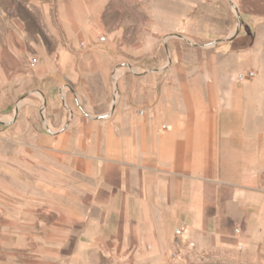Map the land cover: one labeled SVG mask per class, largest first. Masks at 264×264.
Listing matches in <instances>:
<instances>
[{"label": "crops", "instance_id": "crops-1", "mask_svg": "<svg viewBox=\"0 0 264 264\" xmlns=\"http://www.w3.org/2000/svg\"><path fill=\"white\" fill-rule=\"evenodd\" d=\"M238 2L239 28L200 60L194 44L185 57L178 43L162 45L168 17H187L168 16L167 0H32L40 23L14 22L0 89L28 74L31 51L40 57L34 75L55 86L22 100L14 124L23 138L0 141L18 154L14 184L0 182V262L169 264L177 253L176 264H264V0ZM167 52L175 75H162ZM124 55L159 74L127 76L110 97V71ZM67 84H82L78 99L64 92L67 108L82 103V118L63 107ZM10 160L0 155V174L14 172Z\"/></svg>", "mask_w": 264, "mask_h": 264}, {"label": "rangeland", "instance_id": "rangeland-1", "mask_svg": "<svg viewBox=\"0 0 264 264\" xmlns=\"http://www.w3.org/2000/svg\"><path fill=\"white\" fill-rule=\"evenodd\" d=\"M174 0H167V5L165 6L168 16L176 11H182L187 17L182 20L171 19L168 17L166 23V31L160 36L162 45H172V50L178 47L175 43L179 44L184 48L182 53L189 55L187 49L190 48L192 44L198 47L199 59L205 60L207 46L214 39H222L224 37H229L235 34L236 30L239 28V0H198V4L194 1V4L188 3L191 0H182V4H176ZM32 0H0V55L1 51L9 47L11 44L12 30L14 29V22L17 20H25L30 24L38 27L40 20L37 10L32 6ZM144 6L145 11L151 10L154 12L158 10V5L146 4L140 5L139 8ZM192 13V18L190 14ZM140 23L143 19L140 18ZM182 22V23H181ZM105 37V36H104ZM140 51L138 54H141ZM48 57L53 61L56 56L54 52H47ZM123 62L115 65L110 71V77L107 86V92L110 97H112L117 91H119V83L123 78L127 76H139L143 74L158 75L159 69L153 68L150 62L146 58L137 55L136 60L132 63L131 59L126 55L123 56ZM25 65L28 69V74L24 78L17 82L11 79L10 82L0 89V141L6 139L14 140L17 137L23 138V134L20 132L17 134L16 126L14 120L17 118V113L20 107H22V100L27 98L31 99L35 96H43L50 87L55 86L53 83V78L44 76L36 77L34 75V69L38 64L40 57L37 52L31 51L24 53ZM166 59L168 60L167 66L164 69L162 75H175L176 70H180L176 67L175 55L172 52V56L167 52ZM180 62V61H179ZM150 64V65H149ZM133 65L137 66L134 68ZM187 73H190V68H185ZM65 87V86H63ZM67 89L61 92V97L63 98V107L70 112L74 111L77 117L82 118V103L73 101L72 107L67 108L64 101V92L70 97L78 99L80 91L82 90V84H67ZM158 85H156V88ZM155 88V87H154ZM45 110L42 106L39 107V123H46ZM39 135H46L47 131L40 129L38 131ZM0 155H5L9 159H12L13 163L8 165V168L14 169V172H8L7 175L0 174V182H5L8 185L14 184V180L10 179V173L12 177L17 175V165L14 163L15 156L18 155L17 151L11 144L6 145L0 144ZM2 199V198H0ZM7 199H15V197H8ZM176 260V259H175ZM10 264V261L7 262ZM2 260L0 264H7ZM14 263V262H13ZM138 264H167L165 260L159 261H138ZM177 264H240L237 257L231 259H218L213 260L204 259L202 256H198L195 259H184L178 260Z\"/></svg>", "mask_w": 264, "mask_h": 264}, {"label": "built area", "instance_id": "built-area-1", "mask_svg": "<svg viewBox=\"0 0 264 264\" xmlns=\"http://www.w3.org/2000/svg\"><path fill=\"white\" fill-rule=\"evenodd\" d=\"M105 40V37L104 36H101V37H99V42H103ZM84 46V44H82V43H80V47L82 48ZM254 76V72L253 71H248V72H246V73H239L238 75H237V79L239 80V81H241V80H246V79H249V78H252ZM182 232H183V228H178L176 231H175V234L177 235V236H180L181 234H182ZM235 233H239V230L238 229H235ZM175 259H177V253H172L171 255H170V263L169 264H176L175 263Z\"/></svg>", "mask_w": 264, "mask_h": 264}]
</instances>
